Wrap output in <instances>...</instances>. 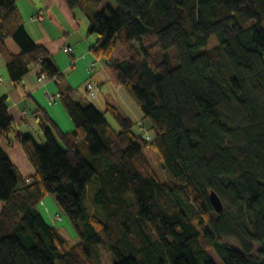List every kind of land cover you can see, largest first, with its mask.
I'll return each instance as SVG.
<instances>
[{
	"label": "trees",
	"instance_id": "1",
	"mask_svg": "<svg viewBox=\"0 0 264 264\" xmlns=\"http://www.w3.org/2000/svg\"><path fill=\"white\" fill-rule=\"evenodd\" d=\"M66 1L96 4L92 50L109 59L153 134L116 106L101 111L63 90L64 72L26 30L17 0H0L11 80L22 86L40 65L75 124L65 132L45 112L53 130L42 126L40 145L0 97V264H103L102 251L111 264H217L210 249L224 264H264V0ZM119 45L127 56L114 59ZM11 133L35 168L30 178L2 144ZM146 147L156 149L167 180ZM93 181L102 216L87 205ZM211 191L227 201L222 212ZM49 194L77 244L41 213Z\"/></svg>",
	"mask_w": 264,
	"mask_h": 264
},
{
	"label": "crops",
	"instance_id": "2",
	"mask_svg": "<svg viewBox=\"0 0 264 264\" xmlns=\"http://www.w3.org/2000/svg\"><path fill=\"white\" fill-rule=\"evenodd\" d=\"M17 5L28 33L36 42L45 46L64 72L66 82L62 85L63 90L70 88V94L75 100L93 103L101 111H105L108 105L116 106L131 117L141 131H150L151 123L115 76L109 59L98 57L92 50L99 39L97 33L89 32L96 4L86 3L72 8L66 0H17ZM41 12L44 13L43 20H34L33 17ZM11 40L7 39L10 49L19 52L20 49L16 51ZM67 47H71L72 51L65 52ZM126 56L122 47L117 46L114 59ZM88 82L94 83L95 95L87 90ZM60 93L61 89L56 81L43 75L42 67L37 64L22 78V86H16L10 78L6 57L0 49V97L8 96L9 111L19 130L23 134L32 135L40 145L46 143L42 126L53 130V124L45 117V112L61 130L71 132L75 129ZM107 118L110 122H115L108 114ZM2 144L24 178L35 174L33 164L22 143L15 139L14 133L4 138ZM40 211L61 232L63 228L67 229V221L60 219L62 215L57 212L54 203L51 205L45 200ZM78 241L76 238L74 244Z\"/></svg>",
	"mask_w": 264,
	"mask_h": 264
},
{
	"label": "rangeland",
	"instance_id": "3",
	"mask_svg": "<svg viewBox=\"0 0 264 264\" xmlns=\"http://www.w3.org/2000/svg\"><path fill=\"white\" fill-rule=\"evenodd\" d=\"M218 42V38L217 36H213L209 42V45L207 48L217 44ZM11 43L13 45V47L16 49V51L19 50V46L11 40ZM110 115V114H108ZM110 117H112L110 115ZM115 123V122H113ZM116 125V124H115ZM153 134L152 131H148L144 134ZM145 153L146 155L148 156V158L150 159L151 163L153 164V166L155 167V169L158 171L160 177L162 178V180H167V175H166V171L162 168L160 162H159V158H158V153L156 151V149H154L153 147H146L145 148ZM98 183L96 181H93L89 187H88V197H87V205L89 206L90 208V212L94 213V214H97V215H104V210L103 208L96 204L95 203V200H94V196H95V192L97 190V185ZM45 200L46 202H49L51 205H53V203L56 205L58 211L57 212H60L61 215H62V218L60 217V219H64L66 220V228H63V234L68 238L69 242L73 245L74 244V240L76 238H78L77 236V233L73 227V224L70 220V218L64 213L62 212L60 206L58 205L57 201H56V198L55 196H53L52 194H49L45 197V199L41 202L40 204V208L42 207V205H44L45 203ZM225 202V206L227 207L228 206V203L226 200H224ZM42 213V212H41ZM49 218V217H48ZM51 220V219H50ZM52 221V220H51ZM60 225H62L61 223H59ZM231 244L233 245H236L237 248H239V244L236 240H229ZM210 253H211V256L212 258L214 259V261L217 263V264H224L220 255L218 254V252L215 250V249H210ZM102 258H103V264H111L112 263V260H111V257L108 253H106L105 251H102Z\"/></svg>",
	"mask_w": 264,
	"mask_h": 264
},
{
	"label": "water",
	"instance_id": "4",
	"mask_svg": "<svg viewBox=\"0 0 264 264\" xmlns=\"http://www.w3.org/2000/svg\"><path fill=\"white\" fill-rule=\"evenodd\" d=\"M210 200L217 212H222L225 209L224 201L216 191H211Z\"/></svg>",
	"mask_w": 264,
	"mask_h": 264
},
{
	"label": "built area",
	"instance_id": "5",
	"mask_svg": "<svg viewBox=\"0 0 264 264\" xmlns=\"http://www.w3.org/2000/svg\"><path fill=\"white\" fill-rule=\"evenodd\" d=\"M34 20H36V21H42L43 20V18H44V13H37L34 17ZM70 51H72V48L71 47H67V48H65V52H70ZM87 87H88V89L91 91V93L93 94V95H95V92H96V89H95V85H94V83L93 82H89L88 83V85H87Z\"/></svg>",
	"mask_w": 264,
	"mask_h": 264
}]
</instances>
